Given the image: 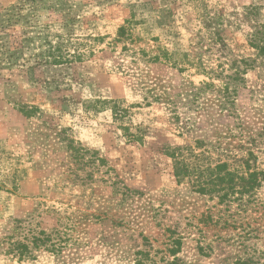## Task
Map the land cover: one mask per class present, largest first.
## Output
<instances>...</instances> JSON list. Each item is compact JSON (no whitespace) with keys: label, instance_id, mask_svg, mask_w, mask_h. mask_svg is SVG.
Wrapping results in <instances>:
<instances>
[{"label":"rangeland","instance_id":"374dc122","mask_svg":"<svg viewBox=\"0 0 264 264\" xmlns=\"http://www.w3.org/2000/svg\"><path fill=\"white\" fill-rule=\"evenodd\" d=\"M262 24L264 0H0V240L13 220L73 228L62 254L19 261L0 243V264H135L177 237L186 264L264 254V57L248 43ZM162 49L169 63L149 61ZM194 146L247 160L259 186L219 203L177 183L167 152Z\"/></svg>","mask_w":264,"mask_h":264},{"label":"trees","instance_id":"16d2710c","mask_svg":"<svg viewBox=\"0 0 264 264\" xmlns=\"http://www.w3.org/2000/svg\"><path fill=\"white\" fill-rule=\"evenodd\" d=\"M130 20L125 22V25L118 28L114 43L124 42L131 34L129 32ZM94 41H102V38H93ZM249 45L253 48L257 56L264 57V24L257 25L255 30L250 35ZM143 52V50H141ZM50 63L54 65L63 64V61H81L83 54L73 51L65 54L51 56ZM64 59V60H63ZM171 55L164 49L153 56H150L149 61L152 62H167L169 63ZM239 72L238 69H236ZM237 74V73H235ZM238 77V76H236ZM224 83V82H222ZM205 86H210L203 83ZM223 85H226L225 83ZM200 89V88H199ZM198 92H194L196 96ZM229 98V97H228ZM227 100L225 102L227 103ZM96 103L101 105H111L110 110L113 113L115 120L123 117L127 110L120 108L117 101L113 100H97ZM125 132L127 129H124ZM128 133V132H127ZM133 137V136H132ZM132 139V138H131ZM201 146L202 144H198ZM197 147H176L167 152V156L172 160L173 176L177 183L188 181L193 189L202 195H208L218 199L219 203L231 202V200H242L245 195L252 193L259 186L260 172L250 168L247 160L244 161L242 169L237 171L231 169L227 162L217 161L211 163L206 155V151L196 152ZM72 158L79 161L85 158L89 152L82 147H76L71 143L67 146ZM102 162L99 158L96 160ZM93 162V161H92ZM95 162V161H94ZM72 224L64 227L63 232H46L37 228V224L27 220H13L7 232L1 237V245L5 248L4 253L17 258V260L31 259L35 252L40 250L55 254H62L68 247L69 232L73 230ZM182 238H171L170 247L166 248V254L156 260L149 252H139V258L135 259V264H186L177 255L180 252ZM245 249L246 246H243ZM244 250L242 257L238 258L234 264H264V254L256 248H248Z\"/></svg>","mask_w":264,"mask_h":264}]
</instances>
